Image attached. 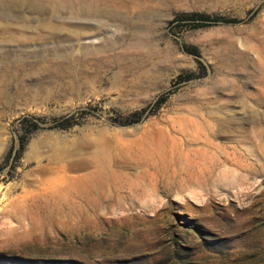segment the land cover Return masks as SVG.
Returning a JSON list of instances; mask_svg holds the SVG:
<instances>
[{
	"label": "rangeland",
	"instance_id": "rangeland-1",
	"mask_svg": "<svg viewBox=\"0 0 264 264\" xmlns=\"http://www.w3.org/2000/svg\"><path fill=\"white\" fill-rule=\"evenodd\" d=\"M0 264H264V0H0Z\"/></svg>",
	"mask_w": 264,
	"mask_h": 264
},
{
	"label": "bare ground",
	"instance_id": "bare-ground-1",
	"mask_svg": "<svg viewBox=\"0 0 264 264\" xmlns=\"http://www.w3.org/2000/svg\"><path fill=\"white\" fill-rule=\"evenodd\" d=\"M145 139L149 144V151H144V149L140 150L141 156L144 158L143 164H146L148 167H152L154 169L157 168L160 173L158 176L159 179L156 181L157 183L163 184L170 191L200 185V182L197 179H193L192 174H188L185 164H179V169L181 171L178 172L175 166L176 163L173 159L165 162L162 155L168 152L165 149L166 141L157 131H154L152 134H146ZM125 163V165L130 168H136V165L132 161H126ZM115 164H119V162L115 161ZM158 166L161 167L159 168ZM134 184L142 187V183L140 181H135ZM134 184L129 183L128 185Z\"/></svg>",
	"mask_w": 264,
	"mask_h": 264
},
{
	"label": "trees",
	"instance_id": "trees-1",
	"mask_svg": "<svg viewBox=\"0 0 264 264\" xmlns=\"http://www.w3.org/2000/svg\"><path fill=\"white\" fill-rule=\"evenodd\" d=\"M202 20H204V21H207L208 20V18H205V17H200Z\"/></svg>",
	"mask_w": 264,
	"mask_h": 264
}]
</instances>
